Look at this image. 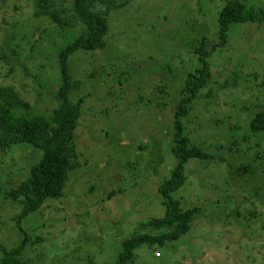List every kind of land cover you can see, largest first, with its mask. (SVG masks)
Returning <instances> with one entry per match:
<instances>
[{"label":"rangeland","instance_id":"rangeland-1","mask_svg":"<svg viewBox=\"0 0 264 264\" xmlns=\"http://www.w3.org/2000/svg\"><path fill=\"white\" fill-rule=\"evenodd\" d=\"M60 2L73 30L36 17L32 0H0V85L42 110L57 106L59 55L82 31L73 0ZM225 4L131 1L110 13L103 48L71 56L70 72L80 83L71 97L85 98L75 131L81 166L71 171L62 198L25 219L30 240H42L27 246L22 264H115L126 238L163 231L140 224L165 214L158 189L178 163L175 109L186 75L201 66L196 49L219 42ZM246 5L264 10V0ZM209 63L210 88L184 129L212 158L191 159L186 184L172 194L184 209L197 210L191 230L160 249L142 246L132 264H264V132L250 125L264 110V23L233 25ZM41 156L25 144L0 150V244L9 249L24 234L7 191Z\"/></svg>","mask_w":264,"mask_h":264},{"label":"trees","instance_id":"trees-1","mask_svg":"<svg viewBox=\"0 0 264 264\" xmlns=\"http://www.w3.org/2000/svg\"><path fill=\"white\" fill-rule=\"evenodd\" d=\"M32 1L36 17H49L62 28L73 30L75 27L76 23L68 10L62 8L60 0ZM131 1L136 0H73L71 11L75 20L82 25V31L79 34L73 33L74 39L61 49V85L56 107L39 109L21 97L15 87L0 85V150L24 144L42 150L40 160L29 169V176L7 191L6 197L20 208L16 223L24 238L10 249L0 244V264H22L21 258L27 246L42 240H30L23 227L25 219L47 201L62 198L71 171L81 166L80 154L75 145V131L83 114L85 98L74 100L71 97L80 83L73 79L69 60L78 51L90 52L103 48L109 30L110 13L127 6ZM245 22L264 23V10L247 7L246 0H226L218 15L219 42L211 50L204 45L196 49L201 66L186 75L181 98L175 109L172 151L178 163L171 176L163 180L158 189L166 211L163 217L151 218L140 224L141 228L163 231L158 234L137 231L126 238L115 264H132L137 258L136 250L142 246L160 249L167 242L177 241L191 230L197 210L184 209L181 200L172 194L186 184L188 162L193 158L210 159L212 153L191 144L185 133L184 120L192 113L197 100L204 93L202 90L210 88L212 69L209 58L216 50L228 44L231 27ZM43 94L44 90H40V96ZM250 125L254 131L264 132V110L257 113Z\"/></svg>","mask_w":264,"mask_h":264}]
</instances>
